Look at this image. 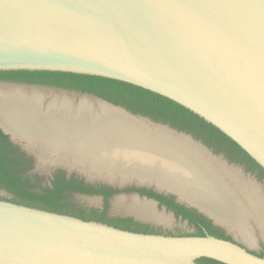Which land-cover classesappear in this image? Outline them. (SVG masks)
<instances>
[{"label":"water","instance_id":"obj_1","mask_svg":"<svg viewBox=\"0 0 264 264\" xmlns=\"http://www.w3.org/2000/svg\"><path fill=\"white\" fill-rule=\"evenodd\" d=\"M17 70L99 76L149 90L213 125L264 170V0H0V71ZM0 85L71 93L70 111L61 113L58 107L55 113H61L69 130L81 133L75 138L78 143L132 146L142 141L174 154L197 171L202 172L199 166L204 165L180 153L174 143L142 137L102 120L91 109L73 110L80 98H86L126 118L186 137L226 168L234 167L190 134L100 98L79 93L76 100V92L49 86ZM48 104V99L43 100L41 110L47 111ZM0 129L33 159L31 172L38 171L37 156L24 144L30 143L28 139L12 135L2 122ZM87 134L95 140H88ZM132 152L121 154L132 161L139 157ZM57 167L68 175L72 171L53 165L39 172L50 176ZM237 173L244 180L241 171ZM84 180L95 179L85 176ZM104 181L118 189L131 183L136 188L151 184L153 190L174 195L206 214L155 181ZM141 199L156 206L153 199ZM161 211L166 213L165 208ZM237 239L137 233L0 200V264H197L200 258L223 264H264V257Z\"/></svg>","mask_w":264,"mask_h":264},{"label":"bare ground","instance_id":"obj_2","mask_svg":"<svg viewBox=\"0 0 264 264\" xmlns=\"http://www.w3.org/2000/svg\"><path fill=\"white\" fill-rule=\"evenodd\" d=\"M46 99L49 106L47 111H42L40 104ZM72 100L65 94L0 85V122L12 135L28 139L30 143L24 144L37 156L39 168L62 165L68 170L77 169L88 180L101 179L113 183L131 179L148 183L155 181L159 188L175 192L179 199L198 207L216 223L224 225L247 246H256L259 237L264 239V194L256 183L242 180L236 170L226 168L220 160L210 157L186 137L126 118L122 113L86 98H80L73 110L91 109L102 120L121 124L142 137L162 138L174 143L180 147V153L190 154L204 165L199 166L202 172L197 171L174 154L146 146L142 141H135L132 146L116 143L105 146L97 142L89 146L83 143L84 140L78 143L75 138H80L81 133L69 130L62 124L63 117L59 116L66 110L70 111ZM58 107L61 113H55ZM85 136L88 140H95V136ZM125 150H133L132 153L139 157L127 161V157L121 154ZM87 201L98 204L99 200L88 198ZM113 212L163 226L172 223L170 214L157 211L152 202L136 197L115 199ZM252 225L256 226V234Z\"/></svg>","mask_w":264,"mask_h":264},{"label":"trees","instance_id":"obj_3","mask_svg":"<svg viewBox=\"0 0 264 264\" xmlns=\"http://www.w3.org/2000/svg\"><path fill=\"white\" fill-rule=\"evenodd\" d=\"M0 80L55 87L100 98L132 114L190 134L215 154H223L230 163H243L247 170L258 169L260 176H264V170L213 125L178 103L141 87L99 76L56 71H0ZM32 169L33 159L13 144L8 135L0 129V189L12 195V202L77 217L84 221L104 223L126 231L159 234L148 225L139 224L131 218L108 216L106 207L103 211L86 208L72 199L73 192L99 194L104 193V189L89 190L82 186V181L75 180L74 176L64 181L63 170L56 171L50 185H43V176L31 173ZM116 192L118 190L104 194L107 198ZM154 196L164 199L159 195ZM162 201L169 209L174 210L176 215H182L197 228V233L193 236H204L203 227L195 216L180 205ZM200 218L203 219L201 216ZM202 222L211 236L231 240L220 228L210 226L209 221L203 219ZM258 255L264 257V251ZM196 263L223 264L208 258H200Z\"/></svg>","mask_w":264,"mask_h":264},{"label":"flooded vegetation","instance_id":"obj_4","mask_svg":"<svg viewBox=\"0 0 264 264\" xmlns=\"http://www.w3.org/2000/svg\"><path fill=\"white\" fill-rule=\"evenodd\" d=\"M0 83L22 84V85H36V84H27V83H21V82H14V81H10V80H0ZM37 86H43V85H37ZM68 91H70V90H68ZM73 92H76V91H73ZM76 93L79 94L78 92H76ZM216 155H222L223 158L226 159V157L223 154H216ZM226 161L229 164H232L234 167H237L238 170L241 171L243 177H248L249 179H251V181H254L255 183H257L259 188H260V190H262L261 189V187H262L261 184L264 187V176H262V177L260 176V171L258 169L247 170L246 166L243 163H230L227 159H226ZM56 171H58V170H56ZM56 171H54L51 174V176L48 177V178H45L43 176V183L42 184L43 185H50V182L54 179V174L56 173ZM72 176H74L75 180L82 181V186L83 187H87L89 190L104 189V193L105 194L109 193L111 190H118V192H116L114 194H111L107 198H106V196H105V194L103 192L99 193V194H88V193L73 192L72 193V199H73L74 196H80V197H82L81 199L85 201V204L77 203V204H79V205H81L83 207L92 208V209H98L99 211H103L105 209V207H106V213H107L108 216L120 217V218H131L133 221H135V222H137L139 224L148 225L150 228H153V230L158 231L159 234L163 233V234H167V235H175V234H171V233L170 234L169 233H164V232H162V228L159 225H155V224L151 223L150 221L142 222L141 220L136 219L135 216H133V215L124 214V213H117V214H112L111 213V211H110V209H111V199L115 195L121 194V195H124V198H128L129 199L130 197H134V196H132V194H137L139 196V198H138L139 200H142L141 199L142 197H146L148 199H153L156 202L155 208H156L157 211H161L162 208H165L166 214L167 213H169V214L172 213L173 219L182 220V221L186 222V224L188 226L193 227L197 231V228L194 225L190 224L189 221L187 219L183 218L182 215H176L175 211L169 209L167 207V205L162 200H164L165 202H172L175 205H180L183 208H185L191 215H193V216H195L197 218V221L201 224L200 226L203 227L204 235L205 234L210 235V234L208 233V231L205 230V223L202 222L203 219L205 221L206 220L209 221L210 222V226L220 228L224 232V234L226 236L230 237V239L233 240V237L230 234H228L229 231L226 229V227L224 225L216 223L212 217L207 216V214H203L202 212H198V210L196 208L188 207L185 204L179 203V201L177 200V198L174 195L165 194V193H159V192L153 190L152 188H146V187L136 188L134 186L133 187L130 186V187H126L124 189H118L116 187H113V186H110V185H107V184H92V183L86 182L82 178L77 177V176H75L73 174L68 175L66 172H65V175L62 176V177H63L64 181H68V180H70V178ZM154 195H159V196H161L164 199H158ZM92 196L98 197V198H96L97 200H99L98 204H90V203H88L86 197H90L91 198ZM73 201H74V199H73ZM200 216L203 217V219L200 218ZM193 235H196V234H193ZM261 239H258V240H261ZM262 250L264 251V247H262ZM252 252L257 254V255L260 254V253H257L255 251H252Z\"/></svg>","mask_w":264,"mask_h":264},{"label":"rangeland","instance_id":"obj_5","mask_svg":"<svg viewBox=\"0 0 264 264\" xmlns=\"http://www.w3.org/2000/svg\"><path fill=\"white\" fill-rule=\"evenodd\" d=\"M67 95L68 96H71L72 97V94L71 93H67ZM76 100H78L79 99V94H76V95H74L73 96ZM219 156V155H218ZM40 166V165H39ZM43 166H44V164H43ZM39 170H41V171H43V170H46L47 168H45V167H41V168H39V167H37ZM39 170L38 171H35V172H31V173H36V174H39V175H41V176H44L45 178H48V177H50L48 174H46L45 172H43V173H41V172H39ZM56 170H63V171H65L66 173H67V171L65 170V169H63V168H61V167H57L56 168ZM55 170V171H56ZM233 170H236L237 172H238V168L237 167H233ZM54 172V171H53ZM52 172V173H53ZM51 173V174H52ZM70 174H73V175H75V176H77V177H80V178H82L83 180L85 179V174H83V173H79L78 172V170L77 169H72V171L70 172ZM244 178V180H247L248 182H251V179H249L248 177H243ZM88 183H92V184H103V183H107V182H105L104 180H101V179H95V180H92V181H87ZM145 183V182H144ZM254 183V182H253ZM131 185H132V187H133V185H134V183H131ZM144 185H147V184H144ZM148 186V188L150 187V188H154V185H151V184H149V185H147ZM261 189L263 190H261L262 192H263V194H264V187H263V185L261 184ZM146 187V186H145ZM259 187V186H258ZM119 197H123L124 198V195H117L116 197H113L112 199H111V209H110V211H111V213L112 214H117V213H115V212H113V202L115 201V199H117V198H119ZM82 197H80V196H74L73 197V199H74V201L76 202V203H79V204H85V201L84 200H82L81 199ZM88 198H90V197H86V199L88 200ZM92 198V197H91ZM90 198V199H91ZM94 198V197H93ZM131 198V197H130ZM12 199H13V197H12V195H10L9 193H7L6 191H4V190H2V189H0V200H3V201H9V202H12ZM181 202V201H180ZM179 202V203H180ZM182 204H183V202H181ZM160 212H162V211H160ZM167 214H169V213H167ZM161 228H162V232H164V233H171V234H175V235H193V234H196L197 233V231L193 228V227H191V226H188L187 224H186V222H184V221H182V220H176V219H173L172 218V223H171V225H169V226H166V227H164V226H162V225H159ZM252 227H253V231H254V234H256V226H253L252 225ZM264 227V226H263ZM228 234H230L233 238H235V239H237L232 233H230V232H228ZM237 240H239V239H237ZM262 240V241H261ZM261 240H258L257 242H256V246H254V247H250V249L252 250V251H255V252H257V253H262L263 252V250H262V247H264V239L262 238ZM240 241V240H239Z\"/></svg>","mask_w":264,"mask_h":264}]
</instances>
